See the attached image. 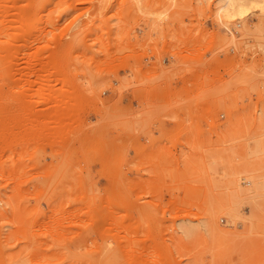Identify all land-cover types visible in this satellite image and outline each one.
<instances>
[{"label": "rangeland", "instance_id": "rangeland-1", "mask_svg": "<svg viewBox=\"0 0 264 264\" xmlns=\"http://www.w3.org/2000/svg\"><path fill=\"white\" fill-rule=\"evenodd\" d=\"M228 3L0 0V264H264V0Z\"/></svg>", "mask_w": 264, "mask_h": 264}, {"label": "bare ground", "instance_id": "bare-ground-1", "mask_svg": "<svg viewBox=\"0 0 264 264\" xmlns=\"http://www.w3.org/2000/svg\"><path fill=\"white\" fill-rule=\"evenodd\" d=\"M263 1V0H262ZM252 3L258 4L259 1H253ZM226 16L231 18L237 13L238 15H243L245 13V0H229L228 5L225 8ZM244 12V13H243ZM230 15V16H229Z\"/></svg>", "mask_w": 264, "mask_h": 264}, {"label": "crops", "instance_id": "crops-1", "mask_svg": "<svg viewBox=\"0 0 264 264\" xmlns=\"http://www.w3.org/2000/svg\"><path fill=\"white\" fill-rule=\"evenodd\" d=\"M168 126L170 127L171 125H168ZM140 141L144 142L145 141V138L144 137H141Z\"/></svg>", "mask_w": 264, "mask_h": 264}]
</instances>
